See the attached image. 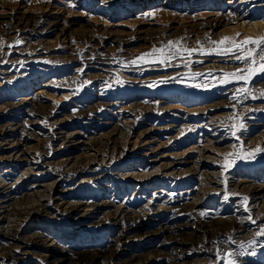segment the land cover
<instances>
[{"label":"bare ground","instance_id":"1","mask_svg":"<svg viewBox=\"0 0 264 264\" xmlns=\"http://www.w3.org/2000/svg\"><path fill=\"white\" fill-rule=\"evenodd\" d=\"M92 1L112 9L135 6L140 11L143 6L146 14H137L134 21L138 22L162 14L170 18L168 10L157 6L159 2L212 4L221 0ZM71 4L66 8H72ZM204 10L208 16L201 21L180 23L181 28H170L166 23L155 33L137 28L114 30L108 25L90 30L86 27L95 23L87 21L75 30L66 17L0 14V35L11 42L6 43L7 51L0 49V79L7 81L6 87L10 85L6 88L8 94L0 96V264H42L43 259L50 264H225L218 252H239L240 244L253 239L264 244V236L256 235L258 226H264V165L251 167L246 159L232 162L250 144L264 140V97L245 99L240 95L233 99L243 82L222 84L218 77L243 65L230 55L212 52L213 48L227 46L211 43L221 35L219 28L256 17L252 13L247 16L249 10L264 12V0H229L228 6L216 14H211L214 9ZM177 14L173 11V19ZM179 17L183 21L190 16L185 12ZM262 20L248 24L255 35L248 38H264ZM183 30L189 31L187 41L194 45L207 40L211 46L208 54L196 50L191 57L185 53L184 58L176 57L167 64L130 65L122 70L129 76L119 80L136 91L129 96L74 97L89 82L108 83L119 78L118 70L108 66L111 60L107 64L95 59L89 50L100 52L118 46L128 58V52L137 45L169 41ZM30 32V37L35 36L41 44H30L31 52L27 47L13 51V41ZM52 35L66 44L48 50ZM203 45L200 43V48ZM69 52L79 54L73 55L75 63L68 68L67 76L51 75L54 69L47 68L63 63ZM43 54L49 56H39ZM31 71L45 72V77L53 78L40 87L52 86L69 93L59 96L42 88L24 94L18 89L21 86H11L17 79L41 75L25 73ZM220 71V75H214ZM209 72L211 78L202 76L195 85L183 80L187 74ZM260 78L257 74L251 82L256 92L264 90V83H256ZM176 87L182 93L176 92ZM145 88H149L148 93L141 92ZM144 107L152 108L159 116H148L146 112L140 119ZM240 123L245 129L236 131L234 126ZM234 131L236 136L232 135ZM190 141L204 146L193 145L190 150L196 149L194 153H178L177 148ZM137 142L142 145L136 147ZM222 154H229L230 160L220 161ZM255 155L264 158V152ZM169 182L186 186L176 194L166 187ZM164 213L173 217L163 219ZM175 213L189 214L188 219L178 221ZM250 215L256 224L251 223ZM41 217L54 223L60 241L45 240L40 233L42 224L37 222ZM81 232L106 233V240L102 234L81 236L79 243L75 233ZM71 243L76 246L74 251L68 247ZM195 243L200 247L193 248ZM42 248L54 254L44 253ZM254 250L255 255L238 257V264H264V246Z\"/></svg>","mask_w":264,"mask_h":264},{"label":"rangeland","instance_id":"2","mask_svg":"<svg viewBox=\"0 0 264 264\" xmlns=\"http://www.w3.org/2000/svg\"><path fill=\"white\" fill-rule=\"evenodd\" d=\"M26 1V2H25ZM28 1V2H27ZM35 1V2H34ZM40 0H31L30 2H29V0H0V14L2 13V14H26V15H37V14H40V13H46V14H50V15H52L53 17L52 18H54L55 16H60V17H66V18H68L69 20H71L70 22H71V24H73V26H71V29H75V30H78V29H80L81 28V24H85L86 25V21L87 22H91V23H95V25H97V26H95V25H92V27L90 26V27H86V28H99L100 26H103V25H105V26H107L108 25V27H110V28H112V29H119L120 31L123 29H125L127 32L128 31H131L133 28L135 29L134 31H136L137 29H140V30H147L148 32H153V33H155V32H157L158 30H160L161 28H163L165 25H166V23H167V25H169V27L171 28L172 26L174 27V28H178V27H180L179 25H181L180 23H188V22H196V21H201V20H203L204 18H206L208 15H205L204 14V12H205V10H204V8L205 7H208V8H211L212 10H213V12L211 13V14H213L214 12V14H216L217 12H219L220 10H221V8H224V7H226V6H228V4H229V0H221L220 2H218V3H208L207 1H204V2H202V3H200V4H188V3H177V2H172V3H166V2H159V5H157L159 8L160 7H164L165 8V10H168L169 11V16H170V18L168 17V19H166V17L165 16H163V14H162V16H154V17H152V18H150L148 21L146 20V21H142V20H138V22H135L134 20V18L136 17V15L138 14L139 16H142V14H146V8L145 7H143V6H137V7H139V10L140 11H137L138 9L136 8L135 9V6H131V7H120V6H118L117 8H114V9H112V8H109L108 7V5H106V6H104V7H100V5L99 4H97V3H95V2H93L92 0H41L42 2H40V3H38ZM34 2V3H33ZM49 2V3H48ZM29 3H31V4H29ZM71 4V5H73V7L71 8H66V6H67V4ZM88 3V4H87ZM205 3V4H204ZM209 5H208V4ZM48 4V5H47ZM50 4V5H49ZM182 4V5H181ZM202 4V5H201ZM224 4V5H223ZM66 5V6H65ZM175 5V6H174ZM197 5V6H196ZM216 5V6H215ZM90 7V8H89ZM131 8V9H130ZM217 8V9H216ZM67 9H69L70 10V12H69V10H67ZM72 9L74 10V11H72ZM170 10H172V11H170ZM179 10V11H178ZM121 11V12H120ZM126 11V12H125ZM173 11H177L178 12V14H177V16H175V17H177V19H173V16L174 15H172L173 14ZM188 14V16H190L188 19H186V20H181L180 19V17H179V14L181 15V14H183V13H185V12ZM245 11H247V8L245 9ZM123 12H125L124 14H123ZM256 12V13H255ZM255 14V16L256 17H254V16H251L250 18H246V19H244V20H239V21H237V22H235L234 24H230V25H228L227 27H222V28H219L217 31L219 32V34H221V35H219L218 37H216V42H217V44L218 45H220L218 42L219 41H221V40H223V37H227V40L228 41H235V42H237V43H239V42H241L243 39H246V38H248V37H254L255 35L253 34V30H249L248 28H249V25L248 24H250V23H255V22H257V21H259L261 18L263 19L262 20V22L264 23V12H261L260 10L258 11V10H256V11H253V10H249L248 12H247V16H249V14ZM172 15V16H171ZM204 16V17H203ZM95 17H96V19H95ZM98 18V19H97ZM100 18V19H99ZM202 18V19H201ZM134 22V23H133ZM245 22V23H244ZM237 23V24H236ZM247 24V25H246ZM163 25V26H162ZM178 26V27H176V26ZM74 27V28H73ZM78 27V28H77ZM147 27H148V29H147ZM152 27V28H151ZM158 27V28H157ZM128 28H132L131 30L130 29H128ZM137 28V29H136ZM160 28V29H159ZM181 28V27H180ZM179 28V29H180ZM90 30H94V29H90ZM119 31V32H120ZM187 30H183L182 32L181 31H178L177 32V34L174 36L175 37V39H174V37L171 39L173 42H181V48L183 49V48H187V47H189L190 49H195L194 47H196L197 49H195V50H200L201 48H200V43H201V45H203L205 42V44L203 45V46H201V47H203V49L205 48V52H208L210 49H211V46H210V44H208V41L206 40V41H204V42H198V44H195L194 45V42H188L187 41V39H188V37H187V35L186 34H188L189 33V31H187ZM184 32V33H183ZM256 32V31H255ZM183 33V34H182ZM31 34H33V33H31L30 32V34H26V35H22V36H20L21 38L23 37V39H18V40H15L16 42L17 41H20V43L18 44V46H17V43L15 42V41H13V44L12 45H14V46H12V50L13 51H24V50H26V47H27V50L29 51V52H31L30 50L32 49V47L30 46V44L32 45V44H35V43H38V41H39V43L41 44V41L37 38L36 39V37L35 36H31L30 37V35ZM184 35V36H183ZM181 36V37H180ZM225 37V38H226ZM184 38H185V40H184ZM225 38H224V40H225ZM0 39H2L1 41H0V49L2 50V51H7L6 49H9V48H7L6 46H8V45H6V43H11V42H9V40L8 39H6L5 38V40H3L4 39V37L2 38V35H0ZM51 42L49 43V45L47 46L48 47V50L51 48V50H52V48L54 47V45H55V47L53 48V49H56V47L58 48V45H59V47H60V44H61V46H63L64 45V43L66 44V42L67 41H64V40H62V39H58V38H56V36L55 35H52L51 36ZM180 39H181V41H180ZM220 39V40H219ZM7 40H8V42H7ZM34 40V41H33ZM171 40H169V41H171ZM177 40V41H176ZM183 40H184V42H183ZM28 41H30V42H32V43H29L28 42V45H26L27 44V42ZM165 41V42H164ZM164 41H159L158 42V40L157 41H154V40H152L151 42H149V43H147V44H144V45H137V47H134V48H132L131 49V51L130 52H128L129 54H128V58H127V52H124V50L123 51H121V49L118 47V46H110V47H105V50H100V52L99 51H96V50H89L90 52H88L89 53V55H90V53L92 54V52H93V54H92V56L91 57H93L94 58V56H95V59H102L105 63H107L108 64V62H110V60H111V62L108 64V66H112V68L113 69H116V73L119 75V78L118 79H116V80H114V81H109L108 83L107 82H105V81H101V80H94V81H92V82H89L88 84H86V85H82V87H83V92L82 93H78L77 95H74V97H76V96H103V94L104 95H111V96H114V95H117V96H123L124 94H126L127 96H129V95H132V94H134L136 91H134L133 90V88L132 87H130L129 85H127L126 83H124L123 81V83L122 82H120L121 80H120V78H123L122 76H124V78L125 77H127V76H129L128 75V73L127 72H123V71H126V70H128L129 68H127V67H129L130 65H132L130 62H131V59H132V61H133V57H134V59L135 60H137V58H139L141 55H143V54H147V52L146 51H148V53H151V51H152V54H153V49H158V48H164L166 45H167V43L169 42L168 40L166 41V40H164ZM203 41V40H202ZM16 45H15V44ZM158 43V44H157ZM161 43V44H160ZM166 45H165V44ZM186 43V44H185ZM187 43H188V45H187ZM192 43V44H191ZM56 44H57V46H56ZM154 44V45H153ZM157 44V45H156ZM163 44V45H162ZM190 44V45H189ZM207 44V45H206ZM216 44V45H217ZM4 45V46H3ZM186 45V46H185ZM209 45V46H208ZM17 46V47H16ZM50 46V47H49ZM151 46V47H150ZM153 46V47H152ZM164 46V47H163ZM183 46V47H182ZM194 46V47H193ZM205 46V47H204ZM224 46H231L230 45V43H226V44H224ZM3 47V48H2ZM41 47H42V45H41ZM119 49H118V48ZM146 47V48H145ZM149 47V48H148ZM155 47V48H154ZM198 47H199V49H198ZM22 48V49H21ZM107 48V49H106ZM114 48V49H113ZM143 48V49H142ZM151 48H152V50H151ZM209 48V49H208ZM18 49V50H17ZM24 49V50H23ZM115 49H118L117 50V52H114V51H116ZM142 49V50H141ZM144 49H145V51H144ZM150 49V50H149ZM188 49V48H187ZM107 50V51H106ZM134 50H136V51H134ZM138 50V51H137ZM96 51V52H95ZM139 52V53H138ZM75 53H77V52H69V53H67L68 55H66L67 57L65 58V59H63V63H61L60 65H58V66H56V67H52V68H47V69H54L53 71H52V73H51V75L52 74H56L57 76H58V78H65L66 76H67V72H68V68H71L72 69V64L73 63H75V61L73 60L75 57H73V55L74 56H78V54L79 53H77V54H75ZM87 53V54H88ZM100 53V54H99ZM109 53V54H108ZM114 53H115V55H114ZM137 53V54H136ZM142 53V54H141ZM72 54V55H71ZM95 54V55H94ZM117 54H118V56H117ZM120 54V55H119ZM124 54H125V56H124ZM134 54V55H133ZM140 54V55H139ZM96 55H99V56H97L96 57ZM157 56V55H159V53H154V55L153 56ZM40 57H46V56H49V54L48 55H45V54H43V55H39ZM72 56V57H71ZM102 58H101V57ZM110 56V57H109ZM125 57L124 59H125V61H124V59L123 58H121V57ZM104 57V58H103ZM107 57H108V59H107ZM117 57V58H116ZM132 57V58H131ZM73 58V59H72ZM112 58V59H111ZM71 59V60H70ZM116 59H117V61H116ZM120 59V60H119ZM127 59V60H126ZM130 59V61H128ZM146 59H151L150 57H147L146 56V58H145V60ZM66 60V61H65ZM68 61V62H67ZM114 61V62H113ZM120 61V62H119ZM122 61H124V62H122ZM126 61H127V63L129 64H127L126 63ZM113 62V63H112ZM138 63L140 64H138L139 66H141V67H143L144 65H146V66H144V67H153L154 65L155 66H157V65H159L160 63H158V64H156V63H152V64H144L145 62H139L138 61ZM143 63V64H142ZM112 64V65H111ZM142 64V65H141ZM62 65H64L65 67H63ZM117 65V66H116ZM126 65H128V66H126ZM114 66V67H113ZM121 66H122V68H121ZM133 66H137V64H133ZM130 67H132V66H130ZM55 69H57V70H55ZM121 69V70H120ZM125 69V70H124ZM123 70V71H122ZM123 74H122V73ZM26 74H29V76H31V75H34V76H36V75H39V74H41L40 76H37V78H28L27 79V77H25L24 79H21V81H23V82H21L19 79H17V80H15L14 82H12L11 83V86H21V87H19L18 89L20 90V91H22L24 94H26V92H35L36 90H39V89H42L43 87H40V86H42V85H44L45 83H48V81H50V80H53V78H51V77H45L44 75H45V72H40V71H31L30 73H28V72H25ZM210 73V72H209ZM212 73V72H211ZM192 74H194V73H191V74H187V76H185V78H187V79H183L184 81H186L185 83H189L190 82V84H193V83H195V82H197L196 84H198L199 82H201V80L203 79V77L205 78H211L210 76L208 77L207 76V74L208 73H205L204 75H201V76H195V77H193L192 76ZM200 74H202V73H200ZM221 74V71L220 72H218V73H215L214 75H220ZM121 75V76H120ZM190 75H191V77H190ZM206 75V76H205ZM33 76V77H34ZM203 76V77H202ZM44 77V78H43ZM194 80H193V79ZM198 78V79H197ZM47 79V80H46ZM191 79V80H190ZM43 80H46V82H43ZM120 80V81H119ZM197 80V81H196ZM28 81V82H27ZM35 81H37V83H35V85H34V82ZM99 81V82H98ZM119 81V82H118ZM0 83H4V84H2V87L0 88V96H4V95H7L8 94V90H6V88L8 87L9 88V86L10 85H8L7 87H6V83H7V81H5V80H3V79H0ZM95 83V84H94ZM120 83V84H119ZM122 83V84H121ZM108 84V85H107ZM124 84V85H123ZM93 85V86H92ZM126 85V86H125ZM193 85H195V84H193ZM3 86L5 87L4 89H2L3 88ZM197 86V85H196ZM85 87V88H84ZM46 88V89H45ZM49 88V89H48ZM104 88V89H103ZM160 89H166V87L165 88H160ZM43 90H47L49 93H52V94H60L59 96H61V95H66V94H68L69 93V91H67V90H58V91H56V89H55V87L53 88L52 86H47V87H44L43 88ZM133 90V91H132ZM175 90H177L176 92H178V93H182V92H180V88L179 87H176L175 88ZM53 91V92H52ZM55 91V92H54ZM148 91H149V88L147 89V88H145V89H143L141 92L143 93H148ZM21 92V93H22ZM70 92H72L73 94H75V92L76 91H70ZM133 92V93H132ZM190 92V91H189ZM193 91H191L190 93H192ZM193 93H197V94H202V93H198V92H193ZM73 94H71V96H73ZM59 96H57V97H59ZM132 99H135L134 98V96L133 97H131ZM198 98V97H197ZM134 101H136V100H134ZM64 102V101H63ZM1 105V104H0ZM1 106H0V110H1ZM148 109V110H147ZM141 110V109H140ZM152 108H149V107H146V109H145V107L144 108H142V110H141V112L139 113V115L141 116H139L140 117V119H143L144 118V116L146 115V112H148L149 113V115L148 116H150V115H152V114H154L155 116H159V114H158V112L157 111H153L152 112ZM138 112H139V110H138ZM145 112V113H144ZM142 113V114H141ZM108 115V114H107ZM264 139V138H263ZM197 141H198V139H196ZM262 141H264V140H261V141H259V143L258 142H253V145L252 144H250V146H249V149L248 150H255L258 146L260 147V148H263L264 147V142H262ZM262 142V143H261ZM131 143H133V141H131ZM137 146L136 147H139V146H141L142 145V143H141V145H139L140 143L139 142H137ZM204 143H198V142H194V143H192L191 141H190V143L188 144V145H185L184 147H182V146H180V147H178L177 148V150H178V153H180V152H183V151H186V150H190V148L194 145V146H198V145H200L199 147H203L204 145H203ZM256 144H259V145H256ZM133 145V144H132ZM201 145H203V146H201ZM256 146V147H255ZM187 148V149H186ZM185 149V150H184ZM194 150V151H193ZM195 150L196 149H192V150H190V152H195ZM248 150H246V152L248 151ZM197 151V150H196ZM244 152V151H243ZM245 152V153H246ZM219 156V155H218ZM227 156V157H226ZM233 156V155H232ZM224 157V158H223ZM259 157V158H258ZM220 159V161H224L223 159H225V160H230V155L229 154H222V157L221 158H219ZM248 160H250V161H248ZM243 161H245V159H243ZM259 161V162H258ZM246 163H250V164H248L249 166H251V167H253L254 165L256 166V167H258V165L259 166H262V165H264V158H263V156H259V155H255V159H246V161H245ZM256 162V163H255ZM220 164V163H219ZM254 164V165H253ZM219 166V165H218ZM188 181H192V179L191 178H188ZM181 182H179V183H176V185H175V182H169V184H167V186H166V184H165V186L166 187H168V188H171L172 190H174V192L177 194L178 193V191H180V190H182V188H185V184H183V185H181L180 184ZM180 186V187H179ZM175 188V189H174ZM174 214V213H173ZM164 216V218L163 219H167V218H171V217H173L172 216V214L171 213H164L163 214ZM175 215H177V216H175V218L178 220V221H182V222H185L186 221V218L188 219V215L189 214H179V213H175ZM169 216V217H168ZM179 216V217H178ZM157 223L159 224L160 222L159 221H157ZM155 227H157V226H154V227H152V229H154ZM183 237V236H182ZM181 237V238H182ZM182 239H185L186 240V237L184 236ZM151 242H154V238H153V240L151 241ZM197 244V245H196ZM199 243H195L194 245H193V248H195V247H197V246H199L200 247V245H198ZM141 249V248H140ZM193 251H196L195 253H197L198 252V250L197 249H192ZM142 252H144V250H142ZM194 253V254H195ZM151 256H153V257H155V254H152ZM156 258V257H155ZM155 258H153V260H155ZM162 260H166V258H165V256L163 255H161V257H160ZM157 259V258H156ZM156 261V260H155Z\"/></svg>","mask_w":264,"mask_h":264},{"label":"snow or ice","instance_id":"3","mask_svg":"<svg viewBox=\"0 0 264 264\" xmlns=\"http://www.w3.org/2000/svg\"><path fill=\"white\" fill-rule=\"evenodd\" d=\"M17 44L20 41L16 42ZM213 44H217L216 41H211ZM220 45H224L225 43H230L229 47L222 48H213L212 52H215L217 55H225L229 56L239 64L243 65V67H238L235 72H224L221 77H218L220 83L228 84L232 81L243 82V87L238 89L237 95L233 97V99H238L240 95H243L245 99L248 97L256 98L257 95L260 97H264V90L259 92L255 91V84H252L253 78L260 74V80L256 81V83H264V38L261 39H252L247 38L243 39L241 42L237 43L235 41H228L227 38L225 40H221L218 42ZM196 50L194 49H181L179 46V42L169 41L164 48L161 49H153L154 53H159L158 56H153L152 53H147L141 55L137 60H133L131 64H137L139 62L145 63H160L167 64L171 60L176 57L184 58V54L187 53L188 57H191ZM199 54L204 55L208 54L205 52L203 47H201ZM150 57L151 59L145 60V57ZM191 63V61H189ZM203 75L200 73H194L193 76ZM209 76H212V73H208ZM87 83V82H85ZM162 83H167V81H162ZM207 87V85H205ZM236 127V131L241 129H245V125L240 123ZM236 131L232 133L233 136H236ZM238 138V137H237ZM264 149L257 147L255 150H250L248 152L241 151L239 155L233 157L232 162L236 159H255V153H262ZM247 200V197L244 198ZM249 220L252 224H256V221L252 219L251 215L249 216ZM256 235L264 236V226H258ZM256 246H264L258 239L250 240L246 245H239V252H227L224 254L217 253L218 257L225 261V264H238V257H242L245 255H255V247ZM251 250V251H250Z\"/></svg>","mask_w":264,"mask_h":264},{"label":"built area","instance_id":"4","mask_svg":"<svg viewBox=\"0 0 264 264\" xmlns=\"http://www.w3.org/2000/svg\"><path fill=\"white\" fill-rule=\"evenodd\" d=\"M48 221H49V219L44 218V217H41L40 219H38L37 222L38 223L41 222V224H42L40 233L44 236L45 240H47V241L48 240H51L53 242L60 241V240H58V239H60V232L58 231V229L57 230L55 229L56 227H54V225H53L54 223H49ZM77 234L75 233V235L77 236L76 241L79 243L81 242L79 240V237H81V236H85V238H89L91 236H98V235L102 234L103 239L106 237V235H105L106 233H98V232L93 233V234L92 233L86 234L85 232H81V233H79V235H77ZM80 234H84V235H80ZM105 240H106V238H105ZM68 247H70L71 250H73V251H74V248H76V246H74V244H72V243ZM42 251L44 253H47V254L48 253L54 254V252L50 251V249L42 248ZM43 261L44 262H42V264H50V262L49 261L46 262L45 259H43Z\"/></svg>","mask_w":264,"mask_h":264}]
</instances>
